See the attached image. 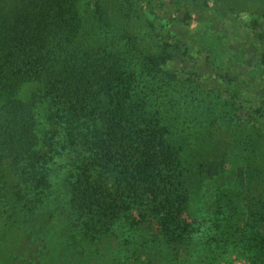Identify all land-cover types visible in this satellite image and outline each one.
Returning <instances> with one entry per match:
<instances>
[{
    "label": "trees",
    "instance_id": "trees-1",
    "mask_svg": "<svg viewBox=\"0 0 264 264\" xmlns=\"http://www.w3.org/2000/svg\"><path fill=\"white\" fill-rule=\"evenodd\" d=\"M99 1L0 0V162L30 164L12 188L7 212L15 201L27 207L32 190L47 203L48 212L35 223L43 240L36 264H118L121 251L144 264H217L220 258L207 255L220 251L212 240L234 232L250 264H264V203L254 209L253 195L245 202L249 216L238 218L240 228L232 214L184 215L189 205L180 154L167 141L158 111L149 108L155 101L157 109L168 110L174 96L164 100L159 93L156 101L149 95L161 88L155 78L169 93L179 71L196 74L193 61L166 70L178 58L191 60L190 44L167 28L152 0H112L123 17L119 38L126 57L85 47L83 36L76 39L86 21L95 26ZM139 77L149 79L146 92L136 86ZM28 82L40 84L38 93L49 98L64 130L45 149L36 134L35 100L19 96ZM255 111L251 120L264 139V107ZM255 183L264 191V175ZM158 244L171 249V261L150 251L146 256L143 249Z\"/></svg>",
    "mask_w": 264,
    "mask_h": 264
},
{
    "label": "rangeland",
    "instance_id": "rangeland-1",
    "mask_svg": "<svg viewBox=\"0 0 264 264\" xmlns=\"http://www.w3.org/2000/svg\"><path fill=\"white\" fill-rule=\"evenodd\" d=\"M140 1L142 4L144 0ZM152 1L160 7L165 22H169L167 28L190 44L191 60L178 58L166 70L174 73L177 67H184V63L188 66L193 61L196 71L191 77L176 72L177 81L169 83L173 86L172 93L162 88L167 85L163 80L155 78L153 81L161 88L149 95L156 101L160 100L159 93L164 100L168 94L174 96L168 110L157 109L155 101L149 108L158 111L167 141L180 154L189 205L184 215L198 220L202 215L222 219L225 214H232L236 217L231 222L240 228L243 222L238 218L249 216V212L244 211L245 202L253 195L254 209L264 203V191L258 190L261 187H256L255 183L258 176L264 175V139L251 120L252 115L258 114L255 110L264 107V13H259L264 0ZM99 3L95 26L86 21L76 40L80 43L83 36L85 47H97L122 60L126 57L123 40L119 38L123 17L117 15L112 0ZM214 75L219 76L217 80ZM224 77L231 82L233 94L222 86ZM148 81L139 77L136 86L144 87L142 92H146ZM40 89L37 82H28L21 87L19 96L25 101L35 100L36 134L45 149L49 147L48 142L60 141L64 130L56 121L49 98L38 93ZM141 96L147 98L144 93ZM68 157L69 154L64 153V158ZM29 167L26 161L0 162V264L39 262L38 252L43 240L35 231V223L48 212L45 199H38L40 195L32 190L27 207L15 201L12 214L7 212L14 202L12 188ZM60 173L59 180L64 186L62 180L66 174ZM248 185L252 187L250 192H247ZM217 205L220 208L217 209ZM214 211H219L218 215ZM205 223L210 225V222ZM239 239L236 232L230 237L214 238L212 244L220 246V251L207 255L220 258L217 264H250V252ZM143 250L146 256L150 251L156 254L154 258L166 261L171 258V249L162 248L161 244ZM126 255V251H121L118 264H144V258L137 261L124 258ZM186 258L190 257L186 255Z\"/></svg>",
    "mask_w": 264,
    "mask_h": 264
}]
</instances>
